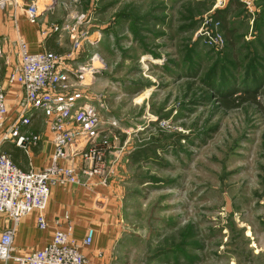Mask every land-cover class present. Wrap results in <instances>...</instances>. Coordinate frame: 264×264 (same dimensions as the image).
I'll return each instance as SVG.
<instances>
[{
    "label": "rangeland",
    "instance_id": "obj_1",
    "mask_svg": "<svg viewBox=\"0 0 264 264\" xmlns=\"http://www.w3.org/2000/svg\"><path fill=\"white\" fill-rule=\"evenodd\" d=\"M247 1L58 0L50 8L65 15L52 25L86 16L83 44L76 51L68 35L65 58L88 66L99 54L87 91L111 143L108 181L124 219L111 264H264V0ZM0 14L9 22L7 8ZM206 31L223 33V47L204 40ZM9 41H0L1 64L12 61ZM246 95L255 102L219 105Z\"/></svg>",
    "mask_w": 264,
    "mask_h": 264
},
{
    "label": "built area",
    "instance_id": "obj_2",
    "mask_svg": "<svg viewBox=\"0 0 264 264\" xmlns=\"http://www.w3.org/2000/svg\"><path fill=\"white\" fill-rule=\"evenodd\" d=\"M10 1L11 4L0 0V8H7L9 14L22 6L20 0ZM240 1L251 7L249 1ZM57 2L52 0V3ZM39 7L40 0H33L26 8L31 24H40L42 12ZM72 16L76 19L74 25L65 22L51 25L50 31H42L44 34L71 36L70 40L79 51L83 43L78 40V25L86 16L78 13ZM205 33L204 40L214 47H223L226 43L223 33ZM10 44L15 64L8 77L9 83L19 85L25 97L15 120L9 128L4 127L9 111L0 72V146L6 140L24 150L38 146L41 138L29 125L32 112H39L45 117V125L51 133L54 153L52 164L45 169L23 171L0 151V214L9 218L13 226L0 235V260L14 264H88L81 245L93 244V229L88 230L80 244L73 239L71 228L57 230L47 247L24 255L15 254L14 235L20 222L32 212L37 213L39 228L47 230L46 213L54 187L91 186L95 182L106 185L108 182L111 143L102 129L100 107L90 103L92 96L87 91L95 78V62L100 60L99 54L94 53L91 65L86 66L76 63V57L65 58L49 51L32 54L28 44L18 36ZM2 51L0 46V55ZM6 62L9 63L8 59ZM79 156L86 160L84 166L76 169L65 163Z\"/></svg>",
    "mask_w": 264,
    "mask_h": 264
},
{
    "label": "crops",
    "instance_id": "obj_3",
    "mask_svg": "<svg viewBox=\"0 0 264 264\" xmlns=\"http://www.w3.org/2000/svg\"><path fill=\"white\" fill-rule=\"evenodd\" d=\"M32 1L20 0L22 6L14 11L15 33L12 28L13 13L9 14V22L6 15L0 14V41L7 43L12 36H18L28 44L32 54L49 51L63 55L66 52V47L70 44L68 36L66 34L43 33L44 30L50 31L53 23L63 20L65 16L61 14L63 11L60 8L57 14L53 15L55 11H52V15H49L51 9L50 7L47 9L46 0H40V4L42 3V6L39 7L42 12L40 24L34 25L28 21L26 12L27 6ZM49 2L51 1L49 0ZM9 3L11 4V1ZM10 48L12 54L13 47L10 45ZM4 49L6 52L9 51L6 47ZM11 60L8 59L9 63H0L1 78L5 94H7V109L9 111L4 125L6 128H9L8 126L15 120L25 97L23 89L19 85L9 83L8 77L15 64L13 58ZM29 127L41 138L38 146H30L24 150L17 147L13 141L6 140L1 143L0 151L7 154L10 160H13L23 171L43 170L53 161L54 146L51 142V133L45 125V117L39 112H32ZM85 162L86 160L79 156L76 160L65 163L78 169L84 166ZM117 191L112 181H108L106 185L95 182L91 186L54 187L46 213L47 230H41L37 225V213H30L20 222L14 235L15 254L24 255L43 249L52 242L57 230L68 231L69 228L72 229L73 239L80 244L88 230L93 229V244L88 247L81 245L82 253L87 257L88 264H111L114 261L115 248L121 241L120 238L124 230L121 206L119 198L116 197ZM12 227L9 218L0 214V235ZM0 264L14 263L0 260Z\"/></svg>",
    "mask_w": 264,
    "mask_h": 264
},
{
    "label": "trees",
    "instance_id": "obj_4",
    "mask_svg": "<svg viewBox=\"0 0 264 264\" xmlns=\"http://www.w3.org/2000/svg\"><path fill=\"white\" fill-rule=\"evenodd\" d=\"M223 11H217V13H215V17L216 19L219 21V23H221V26L223 27L224 33L225 34H229L230 31H228V23L226 22L227 20L225 19V17H223ZM228 96L227 98H222L219 99V105L222 106V108H227V109H235V108H239L241 106V103L243 102H248V100H253V102H255V96H250V95H246V96H240V98L236 97H231ZM238 100H241V103H236Z\"/></svg>",
    "mask_w": 264,
    "mask_h": 264
},
{
    "label": "water",
    "instance_id": "obj_5",
    "mask_svg": "<svg viewBox=\"0 0 264 264\" xmlns=\"http://www.w3.org/2000/svg\"><path fill=\"white\" fill-rule=\"evenodd\" d=\"M55 5H56V4H55V3H53V4L51 5V8H53Z\"/></svg>",
    "mask_w": 264,
    "mask_h": 264
},
{
    "label": "bare ground",
    "instance_id": "obj_6",
    "mask_svg": "<svg viewBox=\"0 0 264 264\" xmlns=\"http://www.w3.org/2000/svg\"><path fill=\"white\" fill-rule=\"evenodd\" d=\"M7 2H9L10 0H6Z\"/></svg>",
    "mask_w": 264,
    "mask_h": 264
}]
</instances>
